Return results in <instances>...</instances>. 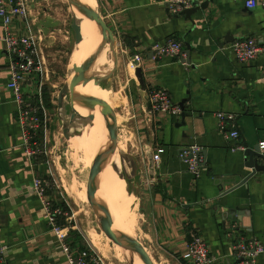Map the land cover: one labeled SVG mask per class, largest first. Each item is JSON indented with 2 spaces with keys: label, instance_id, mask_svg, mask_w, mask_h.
I'll use <instances>...</instances> for the list:
<instances>
[{
  "label": "crops",
  "instance_id": "1",
  "mask_svg": "<svg viewBox=\"0 0 264 264\" xmlns=\"http://www.w3.org/2000/svg\"><path fill=\"white\" fill-rule=\"evenodd\" d=\"M170 1L95 0L126 63L132 54L143 59L145 90L137 89L144 101L145 124L138 129L139 160L134 161L140 194L131 193L119 210L130 205L127 213L136 211L132 205L137 200V207L140 200L139 241L153 264H187L181 254L195 234L208 244L214 258L210 264H235L236 239L256 238L264 246V170L233 188L251 169L243 151L232 150L236 144L252 148L264 142V55L241 64L231 44L252 36L264 46V7L249 9L243 0H198L206 1L207 8L186 19L183 13L169 11ZM29 8L35 35L40 20L33 0ZM22 28L17 19L10 25L12 31ZM2 33L0 20V249L7 264H67L32 190L34 178L46 170L37 155H27L22 146L16 106L7 88L11 58ZM169 39L182 45V55L153 60L150 48ZM29 79L22 85L24 94L32 84ZM152 90L165 91L173 105L185 100L184 125H179L182 112H157L146 120ZM219 111L235 115L225 130L215 115ZM232 130L238 132L237 140L226 136ZM192 145L201 148L196 177L178 155ZM152 153L160 157L153 170ZM256 163L264 165V160ZM225 212L241 214L240 220L224 217ZM68 242L78 248L70 236ZM255 264H264V251Z\"/></svg>",
  "mask_w": 264,
  "mask_h": 264
},
{
  "label": "rangeland",
  "instance_id": "2",
  "mask_svg": "<svg viewBox=\"0 0 264 264\" xmlns=\"http://www.w3.org/2000/svg\"><path fill=\"white\" fill-rule=\"evenodd\" d=\"M95 6L96 4L87 8L96 13ZM33 9H38L39 16L37 18L39 17L38 20H40L39 25L37 24L38 26L35 28L40 65L39 69L29 77L31 80L28 78L32 84L28 86L29 90L24 94V98L37 110L41 120V132L35 138L36 147L39 150L35 159L46 170L43 176L50 185L46 197L52 203L51 209L57 212L54 215L55 223L59 227L68 228L70 240L76 243L78 247L83 245L85 239L92 244L103 264H139L135 261L132 263L122 249H120L121 252H118L115 244L99 228L88 196L91 170L95 166L89 165L85 159L86 156H91L94 153L74 143V138L82 133L84 127H88L95 128L96 131L99 130L100 135H103L102 139L105 141H103L102 146L105 147L106 144L104 143L108 141L107 130L95 118L92 124L79 117L70 123L69 95L65 98L61 111L58 110L55 100L65 83L73 85L69 79L70 73L73 72V66L77 65L84 69L89 66V61L86 62L76 52L74 35L70 27L72 22L71 8L67 0H33ZM100 18L102 19L101 16ZM87 23L88 27L95 32L96 39L102 41L101 34L96 32L98 28L94 21L89 20ZM102 45L103 52L101 55H97L99 62L96 72L105 71L107 65L109 67L112 65L111 59L107 55L108 49L103 41ZM115 46L118 57L117 69L109 80L100 84V89L104 88L102 89L103 93H100V89L96 92L102 95L99 100L101 107H103L101 108L102 114L115 127L117 150L119 149L121 153H117L116 150L114 155L122 160V167L124 163L133 167L129 176L126 175L124 168L120 169L121 175L122 172L125 174L122 177L125 179L127 191L137 196L140 194V190L137 188L139 179L135 162L139 160V156H137L140 147L138 129L141 128L140 125L145 124L143 119L145 110L141 108L144 101L137 89L139 84L134 74L135 71L127 65L119 48L117 45ZM80 89L82 90V86ZM59 113L62 115V124L58 122ZM96 118L98 117L96 116ZM73 124L79 128L78 131H70ZM64 128H69L67 135L63 133ZM108 165L109 163L105 165L107 169L104 167L100 172L97 194L101 199L105 184L108 185L113 182V177L108 171ZM105 174L106 176H104ZM105 181L106 183L103 184ZM127 181L132 182L131 188ZM136 204L137 200L132 205L136 211L121 216L119 227L124 229L125 234L134 244L142 246L139 241L138 222L141 220L140 213L143 210V205L140 204V200H138V205L135 208Z\"/></svg>",
  "mask_w": 264,
  "mask_h": 264
},
{
  "label": "built area",
  "instance_id": "3",
  "mask_svg": "<svg viewBox=\"0 0 264 264\" xmlns=\"http://www.w3.org/2000/svg\"><path fill=\"white\" fill-rule=\"evenodd\" d=\"M243 2L249 9H254L257 6L264 7V0H243ZM168 7L171 13L179 14L185 8L191 7V0H171ZM29 18L28 0H0V20L3 27L1 37L11 58L7 88L12 93L13 102L16 106V118L21 131L22 146L26 154L33 157L39 154L35 138L41 132V120L37 110L25 100L22 85L27 78L39 69L40 58L35 40L36 36L32 30V22L29 21ZM14 19L22 22L23 30L12 31L10 29ZM231 51L239 63L247 64L264 55V46L258 44L254 37L249 36L232 42ZM149 52L153 60H157L160 57H178L183 53L182 45L173 39L154 44ZM142 61L140 54H132L128 57L127 65L135 71L137 67H141ZM148 101L150 110L147 121H150L153 113L162 112L178 115L182 112L178 105L171 103L167 93L163 90H152L148 94ZM215 115L221 130H225L227 124L235 119V115L229 112L219 111ZM225 134L233 140L239 138L236 130ZM258 147L260 154L264 156V142H260ZM244 149L240 144L232 147V150L243 151ZM200 151L201 148L199 146L192 145L178 153L179 158L186 164L187 171L195 177L199 174L202 165ZM159 160V155L154 154L153 163L156 166ZM49 188L48 180L44 176L34 178L32 190L42 203L45 215L66 256L67 264H103L96 248L86 239L83 245L77 249L70 246L68 228L59 227L55 223L54 215L57 212L51 209L52 203L46 197ZM232 248L235 264H255L257 256L264 251L263 244L256 238L236 239ZM2 254L3 250L0 249V264H7ZM181 258L187 264H210L214 260L208 244L199 234H195L186 244Z\"/></svg>",
  "mask_w": 264,
  "mask_h": 264
},
{
  "label": "water",
  "instance_id": "4",
  "mask_svg": "<svg viewBox=\"0 0 264 264\" xmlns=\"http://www.w3.org/2000/svg\"><path fill=\"white\" fill-rule=\"evenodd\" d=\"M68 4L72 11V22H71V29L73 31L74 35V42L75 44H78L82 40V34H81V27H80V20L76 17V13L78 12L83 17L94 21L96 27L100 31L101 39L107 47L109 51V55L112 60V66L111 68L104 73H91L87 74V70L79 67L77 65H74L72 68V71L74 72V80L73 85L71 86L69 83H65L61 89L59 90L58 96L55 98L57 101V107L58 110L61 111L64 100L69 95V107L71 109L70 113V123L74 122L76 117H79L80 119L88 122L89 124L93 123L94 118L97 116L100 120V122L104 125L105 129L107 130V136L108 141L105 147L97 156V162L96 166L92 168V174L88 183V196H89V203L92 208L93 214L97 220V223L99 225V228L101 231L106 235L110 241L119 246L120 249L124 251V253L127 255L129 259H131L132 263L137 258L142 264H153L150 257H148V254L144 250L142 246H137L134 244L127 234L124 232L116 229L113 227V219L112 216L100 198V196L97 194V189L99 186V177L100 172L105 167L106 162L108 159L114 154V152L117 150V139H116V133H115V127L112 123H110L106 117L102 114L101 110V104L98 100V98L93 96H88L85 94L80 93L77 90V86L82 84L83 86L87 85L89 82H93L94 85L100 86V84L103 81H107L110 79V77L115 73L118 65V57L116 54V42H115V36L111 29L108 27V25L104 22L103 19L100 18L99 14L94 12L91 9L86 8L82 3L76 1V0H67ZM207 8V2L204 1L202 3H199L198 0H191V7L185 8L181 13L185 16L186 19H191L192 15L196 14L200 10H205ZM188 48V46H187ZM188 50V49H187ZM187 55V53H186ZM95 54L92 56V62L94 60ZM135 77L138 81V84L142 90H145V83H144V77L142 74V68L137 67L135 69ZM180 107L182 113H181V123L179 125H184V119L185 117H188L187 114H185V100L180 102L178 104ZM79 108H85L86 114L81 115L77 109ZM58 122L62 124V115L59 113ZM69 131V128H64L63 133L64 135H67ZM203 153V152H202ZM204 154V153H203ZM243 154L248 158L247 160V167L251 169L250 174L245 177L241 182L234 185L233 188H236L240 185H243L246 183V181L254 175L256 172H260L264 170V165H258L256 163L257 159H263L264 156L260 154L259 147L255 146L252 148L245 147L243 150ZM153 155L151 157L150 162V169L153 170ZM122 176L124 177L125 174L122 172ZM125 180V179H124ZM129 186L131 187V182L127 181ZM238 215H241L239 213H235L233 216H230L228 212L224 213V217H232L233 219L240 220V217Z\"/></svg>",
  "mask_w": 264,
  "mask_h": 264
},
{
  "label": "bare ground",
  "instance_id": "5",
  "mask_svg": "<svg viewBox=\"0 0 264 264\" xmlns=\"http://www.w3.org/2000/svg\"><path fill=\"white\" fill-rule=\"evenodd\" d=\"M76 1L82 3L84 6H86V8L94 6V4H96L95 0H76ZM75 13H76V17L78 18V20H80V27H81V34H82L81 42L76 44V52L86 62L89 61V66L86 69L87 70V74L86 75L91 74V73H101L102 74L104 72H107L111 68L112 65L110 67L107 65L105 67V71H102V72H96L95 71L97 66H98V62H99V59H98L97 55H101L102 52H103L102 41L98 40V38L96 39L95 32L88 27V23L87 22L89 21V19L83 17L78 12H75ZM96 32H99V34H100V31L98 29H97ZM94 54H95V56H94V60L92 62V56ZM107 55L111 59L108 50H107ZM111 62H112V60H111ZM86 65H88V64L86 63ZM69 79L73 82V80H74V72L70 73ZM81 86H82V90L80 89ZM100 88H101L100 86L94 85L93 82H89L85 86H83L82 84L78 85L77 90L80 93H82V94H85V95H88V96H93V97L98 98V100H100V96H102L100 93L101 92L103 93L102 89H104V88H102V89H100ZM98 89H100V93L99 94L96 92V90H98ZM101 108H103V107H101ZM85 110H86L85 108L77 109V111L81 115H85L86 114ZM95 120L100 122L99 118L95 117ZM94 124H96V123H94ZM78 130H79V128L76 127L75 124H73L71 129H70L71 132H75V131H78ZM102 137H103V135L102 136L100 135L99 130L96 131L95 128L84 127L83 130H82V133L79 136H77L76 138H74V143L76 145L79 144L80 147L82 146V147H84L86 149H89L90 151H92L94 153L91 156H86L85 155L87 157V158H85L86 161L91 166L92 165L96 166L97 154H99V152L104 147V145L102 146V143L104 141L102 139ZM104 144H107V143H104ZM113 155L108 159V161L105 164V165H107L109 163L108 171L110 172L111 176L113 177V182H111L108 185L105 184L106 181L103 183V184H105V186L103 188L102 201L106 200V201H104V204L106 205V207L108 208V210H109V212H110V214L112 216L113 227L118 229V230H120V231H122V232H124V229L122 227H119V222L121 220L120 219L121 216L127 214V212L130 210V205L127 206L126 208H123L124 210L123 209L119 210V209H120V207L123 204H125L129 200V198L131 196V193L127 191V185H126V182H125V180L123 179V177L121 175L120 169L124 168L125 173L128 176L131 175L132 171H131V168H130L129 164L126 163V165H125V163H124V165L122 167V164H123L122 160L120 158H117V156L116 157L114 156V158H113ZM106 169H105V171H106ZM108 171L106 172V174L108 173ZM106 174L104 176H106ZM128 234H129V232H128ZM115 248L118 250V252H121L119 246L115 245ZM134 261L139 263V264H142L139 261V259H137V258Z\"/></svg>",
  "mask_w": 264,
  "mask_h": 264
}]
</instances>
